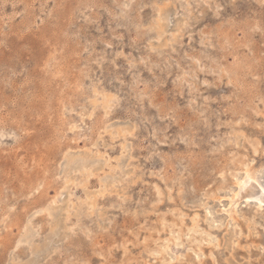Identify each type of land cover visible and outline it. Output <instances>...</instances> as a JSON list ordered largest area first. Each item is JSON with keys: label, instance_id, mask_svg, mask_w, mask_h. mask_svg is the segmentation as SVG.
Wrapping results in <instances>:
<instances>
[{"label": "rangeland", "instance_id": "374dc122", "mask_svg": "<svg viewBox=\"0 0 264 264\" xmlns=\"http://www.w3.org/2000/svg\"><path fill=\"white\" fill-rule=\"evenodd\" d=\"M249 176L264 0H0V264H264Z\"/></svg>", "mask_w": 264, "mask_h": 264}, {"label": "bare ground", "instance_id": "6f19581e", "mask_svg": "<svg viewBox=\"0 0 264 264\" xmlns=\"http://www.w3.org/2000/svg\"><path fill=\"white\" fill-rule=\"evenodd\" d=\"M108 103V102H107ZM246 174V173H245ZM245 178V177H244ZM243 178V180L242 181H240L238 184H236V185H238L237 187L239 188V190H240V192H241V194H240V198H243V197H245V198H247V199H255V200H257L258 202H262L263 200H264V190H261V189H256V188H254V186L252 185L253 183H252V178L249 176V177H247V178H245L244 179ZM237 181H238V179H237ZM236 187V188H237ZM182 188V187H181ZM237 188V189H238ZM239 192V193H240ZM236 193V192H235ZM239 195V194H238ZM234 197H236V196H234ZM236 198H238V196L236 197ZM239 198V199H240ZM230 201V200H229ZM232 203V202H231ZM236 205V204H235ZM260 207V206H259ZM260 210V209H259Z\"/></svg>", "mask_w": 264, "mask_h": 264}]
</instances>
